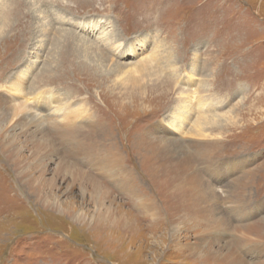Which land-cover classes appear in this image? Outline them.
<instances>
[{"label": "rangeland", "instance_id": "374dc122", "mask_svg": "<svg viewBox=\"0 0 264 264\" xmlns=\"http://www.w3.org/2000/svg\"><path fill=\"white\" fill-rule=\"evenodd\" d=\"M0 99L48 121L10 133L25 182L0 151V264H202L200 232L182 235L152 184L169 138L186 145L169 167L183 159L207 197L193 203L224 209L229 241L264 225V0H0Z\"/></svg>", "mask_w": 264, "mask_h": 264}, {"label": "bare ground", "instance_id": "6f19581e", "mask_svg": "<svg viewBox=\"0 0 264 264\" xmlns=\"http://www.w3.org/2000/svg\"><path fill=\"white\" fill-rule=\"evenodd\" d=\"M100 42L102 43V41H100ZM92 43H94V42H92ZM104 53H105V51H104ZM57 63H59V62H57ZM123 68H125V67H123ZM115 74H117V73H115ZM26 89L27 88H22V87L20 89H18L17 86L15 87V90L20 91L22 96L27 95ZM183 102L184 101H182V103ZM8 106H10V105L8 103H6V101L0 99V140H1L0 141V151H2V150L4 151L5 155L7 156V159L10 160L9 163L12 165L13 170L15 172L19 173L20 179L25 182L26 181V172L25 171L21 172V169L25 166H23L22 161L20 162L19 158L17 156V154L20 151L18 152L17 147L14 148L13 141H14L15 135L11 136L10 133L11 132L15 133V131L17 129H20V130L25 129L26 130L27 128H29L31 130L32 128H34L36 130V128L41 127V125L48 124L47 123L48 121H43L45 119L37 118V117H39L37 115L32 116L30 118L31 115L28 116L25 112H28V110L30 111L31 108H29L28 110H27V108H25L24 111L20 109V111L18 112L17 109L11 110L10 107H8ZM185 106L187 107L186 104H185ZM38 108L34 107V109L36 111H38ZM39 111H41V110L39 109ZM20 112H22V113H20ZM55 113L56 114H54V113L47 114L51 124H54L55 126H57V121L59 118H61V120L62 121L64 120L69 126H73L72 120L74 118L72 120H70V115L68 117H65V116H58L59 112H55ZM60 113H61V111H60ZM182 115H184V114L182 113ZM197 120H196V124H198L197 122L200 121V120H198V121ZM200 125H201V123H200ZM8 126L10 128L9 130H11V131H7L8 130L7 129L6 130L7 132L5 133L4 128H7ZM95 126H97V125H95ZM205 126H206V124L202 126V130ZM93 127H94V124H93L92 128ZM58 129H62L64 134L66 136L68 135L70 141L76 142L81 149L84 148L85 151H88L85 147V145H87V143H85V141L88 140L87 136H84L83 140L82 139L78 140L79 137H76L78 134L76 132L74 133L73 131L70 132L69 128H58ZM79 131H80V129L77 132H79ZM47 132H48V134L53 133V131H46V132H44L45 135H47L46 134ZM33 133L35 135L38 134V133H36V131H34ZM44 133L41 132V134H44ZM53 134L55 135V133H53ZM161 140L163 142V139H161ZM167 140H169V141H166L164 143L165 145L162 149H160V147H155L154 152H152L153 155H151L152 160H154L156 162V164L159 166V169L162 172V175L157 177L156 174L153 175L152 172L150 171L149 176L152 177L151 174L154 176V178L152 177V184L153 185H155L156 187L160 186L162 188V193H163L162 195L164 196L163 198L165 199L164 202L170 203L169 204L170 210L168 211V213L170 215L173 214L174 217L173 218L170 217L171 219H173V221H174L173 223L179 225L178 220H180V229L182 230V235L184 233H187L188 229H191V231H190L191 234L192 233L196 234L197 232H200L199 235L197 234L198 236H196V239H195L196 242H194L195 243L194 246L193 247L191 246V252L193 253L192 254L193 258L195 260L197 259L202 264H262V262L258 260V257L260 256V252L264 250V247L262 245V242H264V225H262L263 223L262 222L261 223H253L252 225L245 227V228L237 227L235 232H239V233L242 232L245 234L243 236L241 235V233L238 236L235 235L234 237H232V241H229L228 235L231 234L230 223L221 222L217 218V216H218L217 214L224 213V215L227 216V214L224 212V209L213 206L210 208V210H208V209L205 210L204 207H200V206L195 205L193 203V202H195L194 199H196V200L198 199V198H196L198 195H199V199L202 198L205 201L204 197H206V195L201 193V192H203V190L199 189L200 186L187 185L184 182L188 173H187V167H185L186 164L184 165L185 161L183 159H181V161H179L178 163L175 162L177 166H173V162H172L170 167H169V164L171 162L170 157H169L170 152L172 150L174 152L177 148H179V149L182 148L183 144L180 143V141L179 142L176 141V139L169 138ZM46 142H48V141H46ZM45 144H43V145H45ZM153 145L155 146L157 144H153ZM197 145H198V143H196V142H194L193 145L191 144L192 149L196 150L197 152L204 153V155H206L208 153V151H210L208 147L201 148L200 146L198 147ZM183 146H186V145L184 144ZM43 147H46V146H43ZM108 149L111 151L109 153V156L107 157L105 155L107 153V151H105L104 148L103 149L99 148L98 153H97L96 148L92 147V154L91 155H93L95 157L96 171L97 172L99 171V172L105 173V174L106 173L116 174L118 172L117 171L118 169L116 170L117 164H114V162L110 159L114 155L113 158H115V160L118 161V157L116 156V153L114 154V152L112 151L111 148H108ZM184 149H185V147H184ZM94 151H95V153H93ZM46 153H48V152H46ZM209 156H210V154H209ZM203 157H205V156H203ZM205 159H207V158H205ZM189 165H190V163H189ZM144 167H145V164H144ZM225 170L228 171V167H226ZM60 172H61V170H60ZM80 176H81V174H78L79 178H80ZM188 180H190L191 184H194V179L189 178ZM28 184L30 186L31 181L28 182L27 185ZM183 184H184L185 188L182 187ZM91 188H92V192L96 191V187H91ZM97 188H98V186H97ZM129 189H131V187ZM182 189H185V190L183 192H180V190H182ZM148 202H149V200L145 201V207H147L149 205ZM203 205H205V204H203ZM206 205H207V203H206ZM234 208L235 209H232V210L230 208V211H232V212H227V213L231 216H234L233 212L237 211L236 210L237 208L236 207H234ZM155 223H156V221H155ZM187 234H190V233H187ZM225 237L227 238L226 239L227 241H225ZM242 246H243V249L245 250V252H242V250H241ZM248 256H252V260H248L246 258Z\"/></svg>", "mask_w": 264, "mask_h": 264}]
</instances>
